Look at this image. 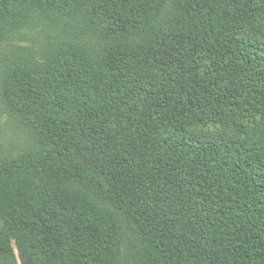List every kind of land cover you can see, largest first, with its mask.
Segmentation results:
<instances>
[{
    "label": "trees",
    "instance_id": "obj_1",
    "mask_svg": "<svg viewBox=\"0 0 264 264\" xmlns=\"http://www.w3.org/2000/svg\"><path fill=\"white\" fill-rule=\"evenodd\" d=\"M25 29L0 264H264V0H0Z\"/></svg>",
    "mask_w": 264,
    "mask_h": 264
},
{
    "label": "rangeland",
    "instance_id": "obj_2",
    "mask_svg": "<svg viewBox=\"0 0 264 264\" xmlns=\"http://www.w3.org/2000/svg\"><path fill=\"white\" fill-rule=\"evenodd\" d=\"M47 29V28H46ZM25 29L11 40L0 43V162L3 159L17 157L39 146L33 130L7 104L3 92V78L6 69L14 64L26 62L25 58L35 55L40 59L52 48L57 39H49L45 32ZM48 33L52 31L48 29ZM51 48V49H52Z\"/></svg>",
    "mask_w": 264,
    "mask_h": 264
}]
</instances>
